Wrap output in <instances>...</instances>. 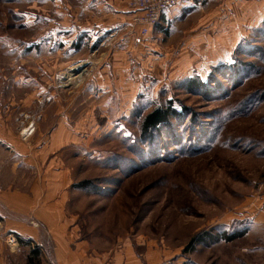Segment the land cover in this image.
<instances>
[{"label":"rangeland","instance_id":"obj_1","mask_svg":"<svg viewBox=\"0 0 264 264\" xmlns=\"http://www.w3.org/2000/svg\"><path fill=\"white\" fill-rule=\"evenodd\" d=\"M223 5L217 25L195 13L146 38L129 24L131 48L119 46L120 36L95 52L81 43L70 60L81 61L78 71L72 65L59 68L55 81L38 80L44 92L31 111L48 128L67 123L61 136L70 140L58 152L69 179L65 212L89 254L106 264L126 251L140 264L264 263V229L245 221L230 225L231 233L246 230L232 243L186 248L264 195V0ZM75 6L82 1L0 0V69L2 60L33 58L34 43L46 41L45 32ZM213 7L207 1L204 13ZM58 47L62 60L72 58ZM111 58L119 62L112 66ZM191 78L204 87L189 92ZM168 102L181 116L144 137L143 116ZM82 181L87 190L73 188Z\"/></svg>","mask_w":264,"mask_h":264},{"label":"crops","instance_id":"obj_2","mask_svg":"<svg viewBox=\"0 0 264 264\" xmlns=\"http://www.w3.org/2000/svg\"><path fill=\"white\" fill-rule=\"evenodd\" d=\"M81 1L82 6H75L77 12L68 13L61 24L56 22L45 32L47 35L49 33L46 41L36 42L31 49L28 48L29 52L34 50L33 58L2 60L5 63L1 64L3 68L0 69L3 72L1 82L4 87L0 90V264H106L104 258L89 254L88 245L77 238L71 228L73 217L65 212L69 179L67 170L58 167V152L70 140L66 135L61 136V129L67 123L58 120L48 128L44 125L45 117L31 111V103H40L44 92L38 80L45 77L55 81L59 68L68 71V66L81 63L70 61L82 48L79 46L81 37V43L85 45L82 50L88 51H91L93 45H96V50L105 46V43L111 45L117 36L121 37L119 46L131 48L133 44L129 27L132 14L126 0ZM207 1L211 0H179L176 7L162 16L161 27L158 26L156 30L195 13L203 17L202 20L207 19V22L212 17L210 24L217 25L224 3H233L231 8H234L242 0H213L216 7L204 13ZM65 8L67 10V6ZM107 18H115L114 23L107 22ZM59 32L68 39L57 42ZM106 34L109 40L104 42L102 37ZM59 44L63 45V50L69 51L71 59L62 60L64 54L60 52ZM134 49L136 52L139 47L134 46ZM45 50L53 54L43 56ZM110 61L112 66L119 62L114 58ZM27 70L37 75L27 74ZM27 86L31 88L26 90ZM14 92L18 94L15 96ZM128 94L131 96V91ZM133 98L130 97L129 103H126L130 108ZM50 99L53 101L51 105L57 107V95L52 94ZM102 105L107 107L105 101ZM68 130L73 129L67 127ZM252 199V207L243 212L242 217L217 224L216 232H219L216 228L221 225L226 226L223 232H227L235 221H245L251 227L264 229V195ZM9 232L17 235L20 240L19 248L15 251L9 250L4 243V235ZM249 250L251 252L252 247ZM109 264L140 263L133 253L126 251L124 255H114Z\"/></svg>","mask_w":264,"mask_h":264},{"label":"trees","instance_id":"obj_3","mask_svg":"<svg viewBox=\"0 0 264 264\" xmlns=\"http://www.w3.org/2000/svg\"><path fill=\"white\" fill-rule=\"evenodd\" d=\"M158 26H160V24L156 26L155 30L158 28ZM81 39L79 46H81ZM94 50H96V45H93V47L91 48V51ZM184 84L186 85L185 88L189 90V92L192 91L193 89L195 90L204 87L202 83L193 80L192 78L187 79ZM180 116H181V112L180 111L178 112L175 109H173L172 104L169 102L165 106L155 107L154 109H152L150 112H148L146 115L143 116L140 133L144 137L146 134L150 135L152 131H156L162 125H168L170 120L179 118ZM74 186L75 187L73 188H77L79 190H87V188H89L90 186V183L88 181H82ZM245 233H246L245 231H239L236 233L222 231L221 233H217L215 229H211L191 239L186 248L187 250L189 249L192 250V247L195 245L207 244V243H213V244L218 242L232 243L244 237Z\"/></svg>","mask_w":264,"mask_h":264},{"label":"built area","instance_id":"obj_4","mask_svg":"<svg viewBox=\"0 0 264 264\" xmlns=\"http://www.w3.org/2000/svg\"><path fill=\"white\" fill-rule=\"evenodd\" d=\"M126 2L132 14L131 27L138 30L142 37H147L160 24L162 16L178 5L179 0H126ZM19 134L23 138L20 132ZM4 243L9 250L15 251L19 248L20 240L17 235L9 232L4 235Z\"/></svg>","mask_w":264,"mask_h":264},{"label":"bare ground","instance_id":"obj_5","mask_svg":"<svg viewBox=\"0 0 264 264\" xmlns=\"http://www.w3.org/2000/svg\"><path fill=\"white\" fill-rule=\"evenodd\" d=\"M80 66H74L73 68H72V71H78V68H79ZM76 76V75H75ZM76 77H78V76H76ZM73 78H71L70 80H72Z\"/></svg>","mask_w":264,"mask_h":264}]
</instances>
